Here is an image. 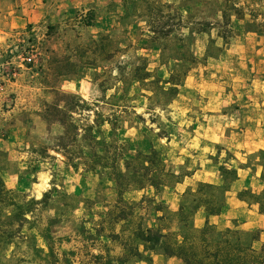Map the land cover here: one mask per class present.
I'll use <instances>...</instances> for the list:
<instances>
[{
    "label": "rangeland",
    "instance_id": "rangeland-1",
    "mask_svg": "<svg viewBox=\"0 0 264 264\" xmlns=\"http://www.w3.org/2000/svg\"><path fill=\"white\" fill-rule=\"evenodd\" d=\"M106 8L108 18L79 10L67 23L29 28L2 71L0 86L22 80L11 97L21 92L30 107L0 113V264H167L154 258L166 254L162 246L139 244L136 258L121 240L139 225L170 233V243L195 233L196 207L210 192L173 191L195 172L197 191L224 176L231 189L235 172L225 169L235 170L250 187L243 197L264 211V149L255 143L264 145V0H111ZM144 66L151 76L139 81ZM174 71L178 88L166 82ZM55 104L63 111L47 121ZM152 146L179 177L159 191L125 192L134 215L96 236L118 191L109 169L90 170L92 153L123 166ZM7 171L25 178L19 188H8ZM110 230L121 239L110 240ZM207 232L201 264H264L263 246L252 248L260 230Z\"/></svg>",
    "mask_w": 264,
    "mask_h": 264
},
{
    "label": "crops",
    "instance_id": "crops-1",
    "mask_svg": "<svg viewBox=\"0 0 264 264\" xmlns=\"http://www.w3.org/2000/svg\"><path fill=\"white\" fill-rule=\"evenodd\" d=\"M111 0H0V63L3 58H9V53L14 49L16 44V38L26 34L31 30H40L56 23H67V19L70 18L74 12L82 10V12H92L94 18H99V14L103 13L100 18H108L107 5ZM106 12V14L104 13ZM81 18V17H80ZM71 25V24H69ZM248 35L257 34L255 31H250ZM5 54V55H4ZM14 61V58H13ZM11 60V62H13ZM8 65V64H7ZM7 65L3 67L6 68ZM29 69V67H28ZM2 70V68H1ZM4 71V70H3ZM2 72V71H1ZM0 72V80L4 78ZM23 75V74H22ZM22 75L20 77H22ZM22 80L18 79L12 81L10 84L0 86L6 88L5 91H0V113H10L21 111L23 108H29L30 105H21L22 98L21 92L12 95L14 89L11 91L10 86L21 85L19 83ZM10 80H8V83ZM15 99V103L13 100ZM43 124V122H42ZM261 142V141H260ZM260 142L258 149H264V145ZM31 163V162H30ZM29 166V165H28ZM7 176L6 184L8 188H19L24 182L25 178H19L18 174H14L10 171L5 173ZM38 175V181L42 179L41 174ZM43 175V174H42ZM197 172L187 175L190 181L184 180L178 182V185L182 187H175L173 189L174 194L178 197H183L187 191L196 192V188L192 186L191 179L196 177ZM4 176V178H5ZM32 176H35L33 174ZM219 181L220 184L223 183ZM243 180L241 174L238 173V179L232 184V188L227 192L229 195L222 208L220 214L208 215L204 207H200L193 218V226L195 228H203L206 225L207 220L210 224L214 225L218 229H244V230H260L258 236L252 237V248L260 249L264 245V211L260 210V205L256 203H250L246 198L242 199L240 193L250 188L247 185H241ZM37 184L39 182H33ZM167 187V186H166ZM234 188V192L233 189ZM181 206V205H180ZM177 204H173L170 208L178 210ZM179 240L182 241L183 237L179 236ZM155 259L162 260L167 264H181L183 259L176 255H168L164 253H158L154 255Z\"/></svg>",
    "mask_w": 264,
    "mask_h": 264
},
{
    "label": "trees",
    "instance_id": "trees-1",
    "mask_svg": "<svg viewBox=\"0 0 264 264\" xmlns=\"http://www.w3.org/2000/svg\"><path fill=\"white\" fill-rule=\"evenodd\" d=\"M143 70L144 75L142 77H138L139 81L147 80L151 76L150 72L147 71L146 66L143 67ZM181 78L182 77L180 73L174 71L171 74L170 79L166 82L172 84V88H178L177 86L181 84ZM151 82L160 83L162 81L160 79H156L155 81L153 80ZM49 111L50 114L45 117L47 121L52 120L50 116L55 117V114L57 115L63 110L58 104H55L52 106V108L50 107ZM53 111L55 112L54 115ZM57 120L65 125V118ZM107 121L113 125L110 120ZM91 139L95 142L102 143L105 146L108 145L106 140L97 139V137L94 135H92ZM89 164L90 170H96L98 167L106 170L109 169L110 177L115 181L118 191V198L114 206L106 213L100 215V229L96 231V236L99 237L103 235V230L106 228V226L115 227L121 222L126 223L129 221V218L134 215V205L125 199V192L131 188L143 189L147 185H151L159 191L162 187H166L171 184V181L169 180L179 177L176 172L167 168L160 151L154 146H152L147 153L140 151L136 155L131 156L128 159H124L123 166H120L117 157H109L108 155L94 151ZM225 170L227 175L235 172L234 180L238 179V173L235 170ZM0 180H2L1 177ZM227 180L228 177L224 176V182L222 185L200 182L199 188L196 192H202V190L205 189L206 192L210 193L209 197H201L200 204L196 207V212L200 207H204L208 215L220 214L225 204V200L221 199V195L223 192L227 193L230 190ZM178 182H180V180H177V183ZM240 197L244 199L242 192L240 193ZM184 209L185 207L182 204L180 206V213L183 214ZM182 220H187L185 214ZM212 226L213 225L210 224L209 220H207L206 225L203 228L198 229L194 227L195 233L186 236L183 235L182 241L179 240L178 235L175 241L170 243L168 241V238L171 236L170 233L163 232L160 229H145L143 226L139 225L137 228H135L129 238L121 240V244L124 249H128V252L133 253V256L136 258L143 257V252L139 247V244H142L145 250H154L157 246H162L166 254L176 255L182 258L186 264H201L202 262L197 258L196 252L201 250V252L206 253V255L207 253H210V251L207 249V244L205 243L207 242V230ZM106 236L112 241L121 239V234L117 233L115 230H110ZM134 240L138 241L137 246L132 244V241ZM199 241L201 244H198ZM218 255V251L214 252L213 254L215 257Z\"/></svg>",
    "mask_w": 264,
    "mask_h": 264
},
{
    "label": "built area",
    "instance_id": "built-area-1",
    "mask_svg": "<svg viewBox=\"0 0 264 264\" xmlns=\"http://www.w3.org/2000/svg\"><path fill=\"white\" fill-rule=\"evenodd\" d=\"M18 50H19L18 46H15L14 49L11 50V52L9 53V55H11L10 60H9V58H6V57L3 58V60L0 63V72L3 71V67L5 65L10 64L11 60L17 56L16 53L18 52ZM24 60L31 62L33 60V56H26V57H24ZM1 68H2V70H1ZM0 88H2V87H0Z\"/></svg>",
    "mask_w": 264,
    "mask_h": 264
}]
</instances>
